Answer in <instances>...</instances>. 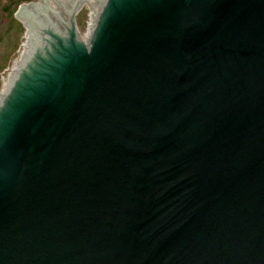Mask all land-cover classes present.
<instances>
[{"label": "water", "instance_id": "obj_1", "mask_svg": "<svg viewBox=\"0 0 264 264\" xmlns=\"http://www.w3.org/2000/svg\"><path fill=\"white\" fill-rule=\"evenodd\" d=\"M34 2L0 74V264H264V0Z\"/></svg>", "mask_w": 264, "mask_h": 264}, {"label": "rangeland", "instance_id": "obj_2", "mask_svg": "<svg viewBox=\"0 0 264 264\" xmlns=\"http://www.w3.org/2000/svg\"><path fill=\"white\" fill-rule=\"evenodd\" d=\"M34 0H0V74L18 49L23 25H17L12 12Z\"/></svg>", "mask_w": 264, "mask_h": 264}]
</instances>
